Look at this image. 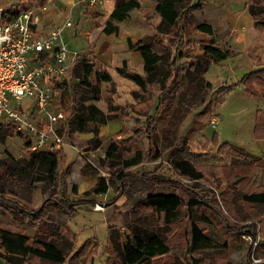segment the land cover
<instances>
[{"label": "rangeland", "instance_id": "374dc122", "mask_svg": "<svg viewBox=\"0 0 264 264\" xmlns=\"http://www.w3.org/2000/svg\"><path fill=\"white\" fill-rule=\"evenodd\" d=\"M196 1L198 0H194ZM217 1L219 2V0H209L210 3ZM257 1L264 6V0ZM47 3H49L47 0H16L12 4H15L16 12L32 11L30 26L35 33L34 27H37V23H46L48 20V17L43 19ZM7 4V2L5 4L0 2L4 8ZM230 5L238 7L236 0H231ZM96 6L98 5H89L94 12ZM143 12L148 14L147 18L153 19L154 13L145 10ZM69 15L72 24L65 28L63 38L71 51L81 52L87 48V37L83 33L90 21L82 16L78 18V13L74 10L69 14L66 12L61 14L60 22H63ZM182 21L181 27H183ZM258 22L264 25V11L259 15ZM95 24L98 25V21ZM203 38V35L193 31L183 34L182 42L191 40L192 43L188 46H181L179 42V46L186 54L179 59L181 64H186L190 60V54L201 52ZM166 45L165 38H162L161 44L153 45L154 51L160 55L161 60L157 66L156 82L153 85L154 106L151 114L157 125L155 134L159 140L158 151L162 152V156L146 157L149 147L147 139L143 140L142 146L123 143L121 158L134 156L137 151L141 150L143 160L123 169L124 172L132 175L126 181H115V174L122 168L121 159L106 158L105 148L108 142L116 138H125L130 133L118 135L113 133L110 136H104L98 131L99 141L93 144L88 142L94 135L92 132H69L67 124L70 119V109L66 105H59V92L53 88L51 109L64 113V118L59 123L64 140L62 149L59 151L57 166L59 176L56 182L43 179L28 183L33 173L26 170L20 182H17L13 176L9 177L7 184L15 194H7V197L16 203L14 208L17 218L13 217L12 220L13 215L8 211L0 213V215L5 214L0 216V226L7 225L12 230L29 232L32 230L31 227L35 228L32 223H37L38 219L26 210L33 211L43 206L39 220H44L47 215L51 216L65 241H75L74 249L67 255V262L72 255L74 264H88L90 257L92 258L91 264H122L115 255L114 246L109 237L110 232L127 233L129 222L140 217L143 225L151 226L170 246L168 253L141 264H264V205H251L242 198L246 187L239 182V177L246 173L248 167L239 165L238 161H243L244 158L236 152L235 158L231 159L227 147L218 149V145H210V142L216 138L218 142L226 141L243 146L250 152L264 154V143L257 141L258 136L253 130L257 100L247 99L244 85L239 82L244 69H247L248 58L245 55L229 56L222 61L212 62L205 74L208 80L205 101L189 106L177 127L173 128L176 133L188 137L190 148L194 152L206 153L199 157L202 165H205L204 177L189 180L178 176L170 168L168 158L178 154V148L169 140L162 139L163 131L170 127V118L175 104L169 108L163 105L156 108L157 98L160 95L159 78L171 72L168 65V57L171 54L166 49ZM99 49H103V44ZM93 52L95 49L86 54L77 53L76 56L85 55L94 63ZM75 63L76 61L72 66ZM72 66L60 80L68 84L77 81L72 75ZM223 82L235 84L224 93L221 103L215 107V115L219 117V120L216 126L212 127L211 117L214 114L212 115L211 108L218 101V97L215 99L213 95L217 94L215 89L218 84ZM181 88L182 86L179 87L177 93ZM28 101V98H24L22 104ZM261 103L263 105L264 101ZM115 106H118V110L122 113L123 106ZM140 120L144 124V118ZM23 138L27 137L23 136ZM79 151L82 153L79 154ZM26 152L20 136L8 135L4 142H0V158L11 155L24 164ZM88 160L98 169L96 173L98 176L102 175L107 178L109 186L105 193H85L90 189L91 178L95 174L82 176L77 169L79 162H82L83 166ZM65 168H68V174L63 175ZM141 172H146L149 178L133 176ZM4 173V170L0 169V174ZM153 192H176L181 196L183 202L178 209L177 219L173 223L164 222L162 217H157L145 205L146 196ZM55 198L66 199L70 202L69 206L73 208V211L67 213L57 207ZM189 198H197L199 204L188 205ZM8 205L5 203L1 211L6 208L9 210ZM19 208L25 211L22 213ZM190 221H194L209 238L212 244L210 248L194 253L188 252ZM248 235L252 236L251 239ZM254 240L257 244L253 243ZM54 242L60 243L59 239H54ZM85 242L86 247L81 249ZM0 264L55 263L36 257L23 259V256L19 254L6 255L0 250Z\"/></svg>", "mask_w": 264, "mask_h": 264}, {"label": "trees", "instance_id": "16d2710c", "mask_svg": "<svg viewBox=\"0 0 264 264\" xmlns=\"http://www.w3.org/2000/svg\"><path fill=\"white\" fill-rule=\"evenodd\" d=\"M197 6L192 0H156L154 11L160 16L159 22L153 27L154 31L133 42L127 38V45L131 50H137L141 53L144 60V75L128 70L126 65L117 67L120 75L131 79L137 89L133 90L135 104L131 106L136 115L134 126L131 129L121 128L122 133H130L129 136L108 142L105 148V157L110 159H121L122 168L115 174V181L124 182L130 175L124 172V168H129L143 160V152L137 151L134 156L121 158V146L123 143L136 144L142 146L144 139L148 141L147 158L161 157L162 152L158 151L159 140L156 136L157 125L151 114L154 106L153 85L156 82L157 66L161 60L160 55L154 51V44H161L162 38L167 41L166 49L171 54L168 57V65L171 68L170 73H166L159 78L158 87L160 95L157 98L156 108L160 106L171 107L175 104L170 118V127L162 133L163 140H169L178 148V154L168 158L170 168L178 176L185 177L189 180H198L204 177L205 165H202L199 157L206 153L194 152L188 143V137L173 131L177 127L182 117L185 115L189 106H195L205 101L207 87L205 86V72L211 61H219L230 55L231 51L219 45L212 37V28L210 25L197 21L192 16V10ZM140 8L139 0H117L112 12L111 18L116 21L123 20L127 12L132 9ZM264 11V6L260 1L249 0V12L254 19H259V15ZM6 13L16 11L10 8ZM147 17L148 14H144ZM183 20V21H182ZM181 21L183 27H181ZM103 31L112 32L117 30V24L106 21L103 25ZM190 31L201 34L204 40L201 41V52L190 54L188 62L180 63L179 59L186 56L181 46H188L191 40L182 42L183 34H189ZM179 42L181 43L179 46ZM174 46V48H172ZM76 63L72 66V75L77 79L71 84L63 80H55L53 88L59 92V105L68 106L70 109V119L68 121L69 132H92L94 135L89 139V143H98V131L101 125H104L108 119L117 116L118 106L108 103L107 110L103 111L96 104L101 98V85L112 80L111 75L105 71L95 68L94 63L85 55L75 56ZM74 63V62H73ZM91 76V77H90ZM167 80L168 83H167ZM256 81L264 86V70H251L245 73L239 82L245 85L250 93L255 90L249 85L250 82ZM235 83L220 86L216 92L226 93ZM181 90L177 93L179 87ZM177 95V96H176ZM165 109V108H164ZM144 118V124L141 122ZM8 135L20 136L23 139L25 163L21 164L19 159L7 155L0 158V169L4 174H0V213L8 211L16 219V203L7 197V194H15L8 186L7 180L12 177L20 182L24 171L30 170L33 176L28 179V183L33 181L47 179L50 182H56L59 176L57 172L58 156L61 148L54 151L47 150H30V140L23 138L21 132L17 131L12 123L0 124V142H4ZM213 145L228 148L229 158H235L236 151L228 143L219 144L216 138L212 141ZM230 147V148H229ZM222 153V152H221ZM227 153V152H226ZM227 155V154H226ZM68 173V168L63 170V175ZM79 173L92 175L98 173V169L89 161H86L80 167ZM149 178L146 172L135 174ZM109 183L105 176H98L96 182L86 190L87 193H105ZM258 197V196H257ZM256 198L248 196L247 199ZM89 202V201H88ZM183 200L176 192L171 193H150L146 196L145 205L148 206L153 214L162 217L164 222L173 223L177 219L178 209ZM9 204V210L6 208L1 211L4 204ZM57 207L67 213L73 211V208L64 198H55ZM187 204L194 206L199 204L197 198H189ZM24 212L23 208H19ZM43 206L36 210L28 211L38 219L35 226V235L32 237L22 233H16L10 230L0 228V250L6 254H19L24 259L36 257L40 260L55 264H74L72 255H67L74 249L73 241H65L57 226L54 225L52 217L47 215L40 221ZM133 214V213H132ZM22 217V216H21ZM139 219H132L129 222V232L120 233L118 231L110 232V240L114 246L115 255L122 264H141L152 258L166 254L170 251L169 244L161 238L159 233L151 226L143 225ZM59 239L60 243L54 242ZM81 249L86 247V242L82 244ZM211 241L207 238L202 229L194 222L190 221V237L188 240V252L194 253L200 250L210 248ZM92 258H89V263Z\"/></svg>", "mask_w": 264, "mask_h": 264}, {"label": "crops", "instance_id": "0c3cea01", "mask_svg": "<svg viewBox=\"0 0 264 264\" xmlns=\"http://www.w3.org/2000/svg\"><path fill=\"white\" fill-rule=\"evenodd\" d=\"M15 1L16 0H0L3 4L6 2L8 3L5 8L3 7L5 10L13 8L14 11L16 10V7H14L15 4L12 3ZM47 1L49 3L45 6L46 8L43 14V19L48 17V20L46 23H37V27H34L37 32L33 28L37 35L45 36L51 30L61 25V14H64L65 12L69 14L75 10L78 13V18L79 16H82L90 21L89 26L86 27L83 33L84 36L87 37V48L81 52H74L76 54H86L95 49V52H93L95 68L105 70L111 75L112 80L101 85V98L97 101V105L100 109L106 111L108 103L123 106V109L121 110L122 113L118 110L119 114L117 116L108 119L104 125L100 126L99 134L103 133L104 136H110L113 133H117L118 135L122 133L120 130L123 127L131 129L134 126L136 119V115L131 109V106L136 102L133 96V90L138 87L131 79L120 75L117 71V67L125 64L128 70L137 72L140 75L145 74L143 57L139 51L129 49L127 45V38L136 42L142 37L152 33L153 26H155L160 20V16L154 11L156 0H139L140 8L130 9L127 12L126 17L121 21L112 19L110 15L117 0H101L96 3L98 6H96L95 12L91 9V7H89V5L93 4L82 2L81 0ZM230 2L231 0H219V2L217 1L214 3H210L209 0H198L196 2L192 0L193 4H197V6L192 10V16L195 20L211 26L213 32L212 37L214 40L219 45L230 49L231 53L227 57L247 56L248 64L246 67L247 69H244L245 71H243L244 74L251 70H264V25L259 24V19H254L250 14L249 0H236L238 7H232ZM144 10L154 13L153 19L145 17V12H143ZM97 21L100 25L95 24ZM106 21H111L114 24H117V30L112 32L103 31L101 26ZM101 44H103L102 50L99 49ZM212 62L214 61H211L210 64ZM226 84L230 83L223 82L218 84L215 92L220 86ZM241 84L244 85L243 83ZM249 85L255 90V93L247 91L245 85L244 88L246 92L244 91V93L246 94L247 99L257 100L258 106L254 115L253 130L256 136H258L257 141L263 144L264 104L262 105L261 101H264V86L260 85L256 81L250 82ZM205 86L208 88V80L206 77ZM223 95L224 93H217L213 95V98L215 99L218 97V101L214 103L211 108L212 115L214 114L211 117V122L213 121V124L211 123L210 125L212 127H215L218 123L219 117L215 115V107L221 103L224 98ZM218 143L221 144L227 142L223 141ZM211 144L212 142H210V145ZM228 144L244 158L243 161H238L239 165L248 167L246 173L239 177V182H242L243 186L246 187L242 198H244V200L249 202L251 205H264V154H256L245 149L243 146L232 143ZM247 159L249 161H247ZM81 166L82 162H79L78 171ZM97 178V174L91 178V186L96 182ZM248 196H256V198L247 199ZM4 215L5 214H1L0 216ZM11 219H14L13 216H11ZM0 228L16 233H22L29 237L35 235L34 227H31L33 231L29 230V232L12 230L9 229V226L7 225H2ZM73 243L75 245V241Z\"/></svg>", "mask_w": 264, "mask_h": 264}, {"label": "built area", "instance_id": "2783aa9c", "mask_svg": "<svg viewBox=\"0 0 264 264\" xmlns=\"http://www.w3.org/2000/svg\"><path fill=\"white\" fill-rule=\"evenodd\" d=\"M5 11L0 5V124H14L30 140V150H57L64 142L59 128L64 113L52 110L51 101L54 81L65 75L76 56L63 40L70 17L40 36L30 26L31 10ZM24 98L29 101L23 105Z\"/></svg>", "mask_w": 264, "mask_h": 264}]
</instances>
